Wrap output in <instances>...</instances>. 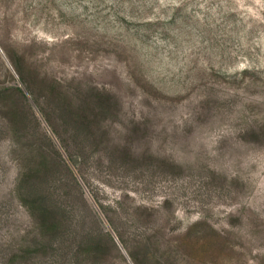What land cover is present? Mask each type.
<instances>
[{"label":"rangeland","instance_id":"1","mask_svg":"<svg viewBox=\"0 0 264 264\" xmlns=\"http://www.w3.org/2000/svg\"><path fill=\"white\" fill-rule=\"evenodd\" d=\"M0 264H264V0H0Z\"/></svg>","mask_w":264,"mask_h":264}]
</instances>
